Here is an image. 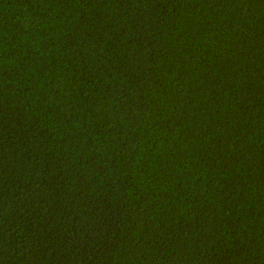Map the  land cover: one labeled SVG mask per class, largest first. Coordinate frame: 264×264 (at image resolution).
Listing matches in <instances>:
<instances>
[{"label": "trees", "instance_id": "16d2710c", "mask_svg": "<svg viewBox=\"0 0 264 264\" xmlns=\"http://www.w3.org/2000/svg\"><path fill=\"white\" fill-rule=\"evenodd\" d=\"M0 264H264V0H0Z\"/></svg>", "mask_w": 264, "mask_h": 264}]
</instances>
